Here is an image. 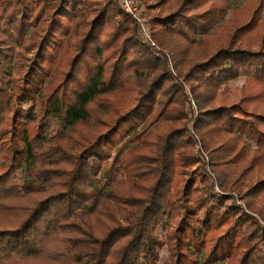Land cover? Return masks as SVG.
Instances as JSON below:
<instances>
[{
  "label": "trees",
  "instance_id": "1",
  "mask_svg": "<svg viewBox=\"0 0 264 264\" xmlns=\"http://www.w3.org/2000/svg\"><path fill=\"white\" fill-rule=\"evenodd\" d=\"M233 1L176 0L152 46L117 0H0V264H264V0L168 48Z\"/></svg>",
  "mask_w": 264,
  "mask_h": 264
},
{
  "label": "rangeland",
  "instance_id": "2",
  "mask_svg": "<svg viewBox=\"0 0 264 264\" xmlns=\"http://www.w3.org/2000/svg\"><path fill=\"white\" fill-rule=\"evenodd\" d=\"M134 1H137V2L141 3L142 7L140 9V14L144 18V21L150 26L149 27L150 30L153 29L151 20L155 16L156 13H158V12H162V13L169 12L176 5V0H168L166 3H164L160 7H154L153 6L156 3L157 0H134ZM252 1L253 0H238V1L231 2L229 11L224 15L223 19L218 24L219 28L217 29V27L216 28L213 27L209 31V35L197 36L196 37V42L190 44V46L187 49V51H185L186 44H184L183 42H179L177 37H174L171 40V42L169 43L168 48H170V49L174 48V50L176 49V50H179V51L183 52V54L185 55V57L187 59L186 61H188V62L191 61V60H195V61L201 60L202 57L204 56V54L211 49L210 44H208L206 50L200 44V42L204 41L203 40L204 37L209 38L212 34L213 35H218V34L223 33L225 31L233 30L240 23H245L248 20V18L250 16V13H251L250 7H251ZM120 8H121V6H120ZM260 16H261L260 22L257 23V25H256V29H257L256 33L252 32L251 36L250 35H246V37H249L250 40L254 41L255 39H258L259 35H260L259 32H261V31L263 32L264 31V7H263V9H262V11L260 13ZM138 29H139V34H140V36H139L140 41L143 40L142 43H145V40L141 36V30H140L139 26H138ZM154 42H156V41H154ZM156 44H154V46ZM156 47H158V45ZM166 50L168 51L169 49H166ZM244 83H245V78L244 77L236 78L235 80L230 82L231 93L229 94V99L238 100V98H240L241 94L239 92V88L242 85H244ZM186 92L189 94L188 91H186ZM106 96L108 97V101L109 102H113V101L116 102L117 100H119V101L120 100H124V94H121V93L120 94L111 93V94H108ZM257 108H258V110L260 112L264 113V92L261 93V95H260L259 101L257 102ZM193 112H194V114H196L197 111L195 110ZM50 126H51L50 129H54L56 127H60L61 126V122L59 120H57V119H53L51 121V123H50ZM84 133H85V130H84ZM24 168H25V163L23 164V166L21 167L20 170L15 172V175L16 176L17 175L18 176L19 175L23 176ZM254 173L256 175L255 177H264V164L262 166H259ZM157 233L162 239L165 238V229L162 226H160L158 228ZM262 249H264V247H262ZM167 258H168V251H167L166 246L164 245L159 250V264L165 262L167 260ZM212 264H230V262L223 261V262H215V263H212Z\"/></svg>",
  "mask_w": 264,
  "mask_h": 264
},
{
  "label": "built area",
  "instance_id": "3",
  "mask_svg": "<svg viewBox=\"0 0 264 264\" xmlns=\"http://www.w3.org/2000/svg\"><path fill=\"white\" fill-rule=\"evenodd\" d=\"M121 8L131 15L141 30L142 38L150 45L154 46L155 42L151 37L150 26L144 21V18L140 14L141 3L134 0H118ZM241 202L237 200V204Z\"/></svg>",
  "mask_w": 264,
  "mask_h": 264
}]
</instances>
